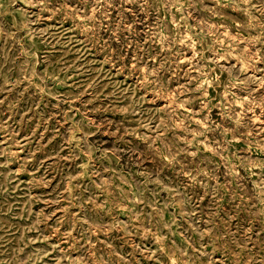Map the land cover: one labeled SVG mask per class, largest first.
<instances>
[{
	"label": "rangeland",
	"instance_id": "374dc122",
	"mask_svg": "<svg viewBox=\"0 0 264 264\" xmlns=\"http://www.w3.org/2000/svg\"><path fill=\"white\" fill-rule=\"evenodd\" d=\"M0 264H264V0H0Z\"/></svg>",
	"mask_w": 264,
	"mask_h": 264
}]
</instances>
